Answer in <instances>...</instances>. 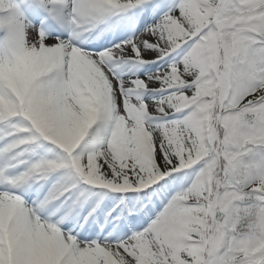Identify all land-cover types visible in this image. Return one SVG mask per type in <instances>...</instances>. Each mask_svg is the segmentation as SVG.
<instances>
[{"label": "snow or ice", "instance_id": "6c2138e0", "mask_svg": "<svg viewBox=\"0 0 264 264\" xmlns=\"http://www.w3.org/2000/svg\"><path fill=\"white\" fill-rule=\"evenodd\" d=\"M0 264H264V0H0Z\"/></svg>", "mask_w": 264, "mask_h": 264}]
</instances>
